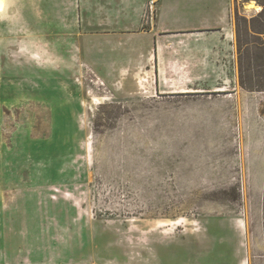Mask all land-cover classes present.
Wrapping results in <instances>:
<instances>
[{"label":"rangeland","instance_id":"rangeland-1","mask_svg":"<svg viewBox=\"0 0 264 264\" xmlns=\"http://www.w3.org/2000/svg\"><path fill=\"white\" fill-rule=\"evenodd\" d=\"M150 1L139 30L99 39L81 0H2L0 264H248L240 226L264 191L172 175L240 163L246 138L264 151V0H232V72L194 68L193 33H148ZM186 3L173 14L193 16Z\"/></svg>","mask_w":264,"mask_h":264},{"label":"crops","instance_id":"crops-1","mask_svg":"<svg viewBox=\"0 0 264 264\" xmlns=\"http://www.w3.org/2000/svg\"><path fill=\"white\" fill-rule=\"evenodd\" d=\"M173 1L157 0L154 5L157 12L151 18L150 28L147 30L148 33L159 30L179 31L185 35L193 33L196 35L194 40H183V43L193 48L192 54L190 53L191 58H189L191 60L187 61L193 62V67L200 69V71L202 69L210 71L208 66L203 67L200 64L202 62L205 63V61L209 62L213 56L214 60L212 59V61H218L217 57H221V60L225 62L226 72H232L228 68V62H231L230 57L232 55V40H229V36L233 30V24L230 22L233 1L187 0L186 7L188 10L192 11L191 9H193L195 10L193 11L194 14L198 12V16H205L200 23L194 22L197 19L194 14L190 17L187 15L189 13H182L179 16L173 14V6H179L180 0L176 1V3H173ZM80 9L82 29L87 32L86 34L83 32V35L85 37L93 35L100 39L101 37L105 38V36L120 37L133 34V32L139 30L143 25L144 14L149 13V3L148 0H81ZM83 48L85 49V47ZM163 60L169 62L170 58H163ZM222 71L224 72V70ZM167 77L166 79L169 80ZM165 80L164 85L166 83ZM163 93H166L165 95H168V97L170 95L171 97H183L185 95L206 96L203 90H172ZM184 105V103L168 104L167 107H184ZM214 106L217 107V104H214ZM224 106L233 107L234 104H224ZM260 119L259 114H250L243 119L242 126L247 128L249 133L250 127L260 126L262 123ZM245 136L250 137L249 134ZM249 147V138L248 140L246 138L244 140V154L241 162L236 163L234 158L229 156L220 163L222 168L218 172L208 174L193 172L187 174L179 171L173 174L172 178L173 180L188 181L190 186H181L179 187L181 190L264 191V151L258 149L257 152L251 153ZM189 161L191 166L197 164L193 159ZM177 166H181L180 161L177 162ZM197 184L200 186H196ZM248 206V220L247 218L243 220V227L242 225L240 226L245 236L246 261L248 264H264V200H251ZM247 222H249V227H247Z\"/></svg>","mask_w":264,"mask_h":264},{"label":"bare ground","instance_id":"bare-ground-1","mask_svg":"<svg viewBox=\"0 0 264 264\" xmlns=\"http://www.w3.org/2000/svg\"><path fill=\"white\" fill-rule=\"evenodd\" d=\"M1 3H2V0H0V6H1ZM246 7L247 8H253V3H249ZM257 8H259V7H257Z\"/></svg>","mask_w":264,"mask_h":264},{"label":"built area","instance_id":"built-area-1","mask_svg":"<svg viewBox=\"0 0 264 264\" xmlns=\"http://www.w3.org/2000/svg\"><path fill=\"white\" fill-rule=\"evenodd\" d=\"M153 4H155V2L154 1H150V6H152Z\"/></svg>","mask_w":264,"mask_h":264},{"label":"trees","instance_id":"trees-1","mask_svg":"<svg viewBox=\"0 0 264 264\" xmlns=\"http://www.w3.org/2000/svg\"><path fill=\"white\" fill-rule=\"evenodd\" d=\"M264 12V11H263Z\"/></svg>","mask_w":264,"mask_h":264}]
</instances>
